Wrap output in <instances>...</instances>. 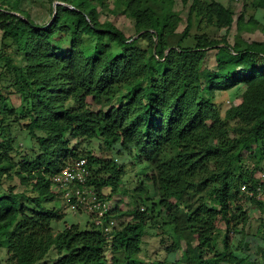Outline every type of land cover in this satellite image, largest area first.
Segmentation results:
<instances>
[{"label": "trees", "instance_id": "trees-1", "mask_svg": "<svg viewBox=\"0 0 264 264\" xmlns=\"http://www.w3.org/2000/svg\"><path fill=\"white\" fill-rule=\"evenodd\" d=\"M20 1L0 0L3 49L10 40L17 54L0 55V187L17 177L27 192L0 188L2 264H135L151 229L172 241L156 264H264V220L244 233L247 207L264 212L256 193L264 188L256 178L264 160V42L231 44L235 14L218 0H182L181 10L176 0H51L60 4L44 25L20 12ZM99 8L125 15L132 35L102 22ZM249 9L264 10V0H246L239 31L259 26L245 20ZM196 24L201 33L192 34ZM212 50L216 70L206 67ZM232 90L241 101L223 116L217 93ZM20 119L34 155L14 146ZM95 140L116 158L95 155ZM248 155L252 170L241 166ZM82 159L91 171L86 187L118 200L109 216L131 217L109 235L91 217L87 229L52 227L65 216L51 207L60 196L52 178ZM124 197L132 205L125 213ZM222 223L242 236L237 250L227 234L218 248ZM250 242L262 261L245 255Z\"/></svg>", "mask_w": 264, "mask_h": 264}, {"label": "rangeland", "instance_id": "rangeland-1", "mask_svg": "<svg viewBox=\"0 0 264 264\" xmlns=\"http://www.w3.org/2000/svg\"><path fill=\"white\" fill-rule=\"evenodd\" d=\"M13 1L14 0H11L12 3ZM218 1L222 2L223 4L227 6H230L235 14L234 16L235 22L230 31L229 37H228V40L231 44H234L238 39H243L244 41H247L249 43L264 42V30H263L264 10L249 9L245 14V20L248 21L250 20L251 17H254L255 20L259 22V26L251 27L250 31L248 30L239 31L237 28V19L243 12L246 0H218ZM57 3L59 2L57 1L52 2L51 0H21L18 6L19 8L18 10H20V12H22L23 14H29L31 19L35 23L39 25H44V24H48L51 21L54 15V11L57 6ZM176 3L177 4H176L175 9L181 10L183 8L182 0H176ZM8 8H11V6L9 7L8 5ZM99 11H100L99 12L100 20L102 22L111 21L118 28L123 30L127 36L132 35V22L125 15H121V14L115 15L108 11H103L101 10V8H99ZM184 26L185 24L183 23L182 26L179 27L178 31L179 32L183 31ZM205 31L212 37L219 36L217 35V30L215 28H209ZM191 33L192 34L201 33V31L197 30V24L193 27ZM2 35L3 33L0 30V55L11 54V55H15L16 57L17 54H14L13 49L10 48V45H11L10 40L6 41V46L3 49ZM216 53H217L216 50L211 51L210 60L206 65V67H208L211 70H216V60H215ZM4 63H5V59H2L0 57V65L3 66ZM234 92L235 90L224 92V93H217V100L221 104L223 116L225 115V112L228 108H230L233 105L239 104L241 101V99L239 98L233 99L231 97V94ZM11 104L15 108L20 109L22 102L18 94L12 95ZM17 115L21 117L20 114H17ZM22 122L23 124H25L26 120L20 119V122H15L14 124L13 133L16 139L14 146L17 148L18 151H21L22 153H24L25 151L26 153H29L30 155H34V152H36L37 151L36 149L38 148L35 146V142L29 139L27 131L22 129V125H23L21 124ZM101 146L102 145H100V143L95 140L92 142L91 146L89 147H91L95 155L102 154L109 158H116V155L114 153L101 150L100 148ZM241 166L244 167V169L246 170L253 169L254 164L249 155L245 157ZM236 171L240 173L239 168H237ZM256 178L264 180V160L262 164L260 165V169L256 172ZM128 181H129L128 185H130L131 181H134V176L132 180L130 179ZM3 186L4 187H0V188L7 189L8 187H15L16 192L20 194L27 192L25 185L21 184L20 180L17 177H15V179L6 180ZM130 187H132L133 189L134 186L130 185ZM55 189L57 190V192H59L60 196L55 202V205L51 204V207L56 206L57 208H59V210H61L65 214V216L63 217V219L59 221H54L52 223L53 229L56 232H58V231L64 230L67 226H71V225H78L80 226L81 229H87L89 227V223L91 220L90 216L84 212L83 213L74 212L69 204L64 203V200L62 198V192L58 190L57 188ZM124 198H125L124 202H122L119 207L125 213V211H129L132 208V205L129 204L130 201L128 197H124ZM111 201H112L113 206H115L116 203L118 202L116 197L112 199ZM247 208L249 209V214H250L251 219L248 222L246 229L244 230V233L246 234L249 233L251 236L252 234L256 233V229L261 224V221L264 220V212H261L257 208H254V207L252 208L251 206H248ZM115 219L117 223L118 222H128L131 220V217L129 215H124L122 217H115ZM165 230L171 236V230L168 227H165ZM227 231L228 230L226 228V225L222 223V225L220 226V232H219L218 241H217L218 248L221 250H224L223 239L224 237H226V234H227V239L231 247V250L233 251L235 249L237 250L239 241L242 236L239 235L236 232V230H234L233 228L231 232L229 231L228 233H226ZM163 236H167V234L162 235V234H159L158 230L151 229L148 235L145 237V241L143 243V251L139 255L138 262H136L135 264H156V261L158 258L159 259L165 258L167 254L165 249L168 245L172 244V241L171 239H169L167 240V242H163ZM259 241H260V244L262 243V245H264L263 240H259ZM255 244L256 243L250 242V244L248 245L249 250L245 253V255L247 254L250 255L249 259L251 262L263 260L260 253L258 252L260 247H258L259 245H255ZM110 255H111V252L108 253L109 257ZM6 258H7L6 249L0 250V264L6 263L5 262Z\"/></svg>", "mask_w": 264, "mask_h": 264}, {"label": "built area", "instance_id": "built-area-1", "mask_svg": "<svg viewBox=\"0 0 264 264\" xmlns=\"http://www.w3.org/2000/svg\"><path fill=\"white\" fill-rule=\"evenodd\" d=\"M91 176L86 159L77 160L64 167L59 173L52 178L55 188L62 192L63 199L70 203L74 212L83 210L87 213L96 227L100 228L107 235L110 234L117 224L115 218L109 216L110 210L114 207L112 201L100 200L98 193L93 186L86 187V182ZM82 185L83 187H79ZM247 191L246 185L242 187ZM254 196L255 192H249ZM258 200L264 201V188H257ZM74 198L76 202H70Z\"/></svg>", "mask_w": 264, "mask_h": 264}, {"label": "water", "instance_id": "water-1", "mask_svg": "<svg viewBox=\"0 0 264 264\" xmlns=\"http://www.w3.org/2000/svg\"><path fill=\"white\" fill-rule=\"evenodd\" d=\"M57 4H60V3H57Z\"/></svg>", "mask_w": 264, "mask_h": 264}]
</instances>
